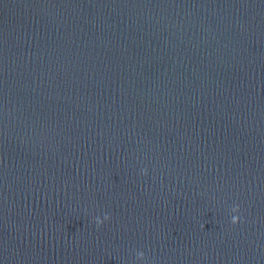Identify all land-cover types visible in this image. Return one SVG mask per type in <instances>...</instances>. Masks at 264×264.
<instances>
[{"label":"water","instance_id":"obj_1","mask_svg":"<svg viewBox=\"0 0 264 264\" xmlns=\"http://www.w3.org/2000/svg\"><path fill=\"white\" fill-rule=\"evenodd\" d=\"M0 264H264V0H0Z\"/></svg>","mask_w":264,"mask_h":264},{"label":"clouds","instance_id":"obj_2","mask_svg":"<svg viewBox=\"0 0 264 264\" xmlns=\"http://www.w3.org/2000/svg\"><path fill=\"white\" fill-rule=\"evenodd\" d=\"M141 173L144 174V175H147V173H148L147 168H142L141 169ZM238 211H239V205H234L233 208H232V212L234 214H232L231 217H230L231 218V222L233 224H236V223L240 222V220H241V216L238 214ZM108 219H110V216L107 213H105L103 215V218H101L100 216H97L95 218V221H96L97 226H99V225H102ZM136 259H137V261L143 262L146 259L145 252L142 251V250H137L136 251Z\"/></svg>","mask_w":264,"mask_h":264}]
</instances>
